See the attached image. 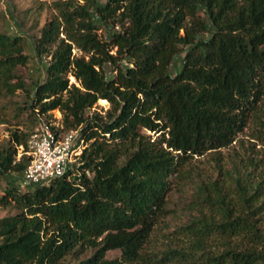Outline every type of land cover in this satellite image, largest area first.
<instances>
[{"label": "trees", "instance_id": "obj_1", "mask_svg": "<svg viewBox=\"0 0 264 264\" xmlns=\"http://www.w3.org/2000/svg\"><path fill=\"white\" fill-rule=\"evenodd\" d=\"M84 1H54L57 15L35 40L38 56L51 57L43 82L19 72L30 60L23 38L0 32V92L22 90L32 124L0 150V207L16 210L0 218V264H264V170L254 175L252 159L219 166L227 179L179 169L229 147L251 121L264 139V0ZM121 7L128 27L100 38L97 16L109 25ZM99 100L111 105L105 116L90 113ZM56 109L87 147L63 177L25 189L29 141ZM174 174L194 187L189 220L177 226L190 251L147 253L154 226L175 213ZM85 249L94 252L68 260ZM112 250L120 257L107 258Z\"/></svg>", "mask_w": 264, "mask_h": 264}, {"label": "rangeland", "instance_id": "obj_2", "mask_svg": "<svg viewBox=\"0 0 264 264\" xmlns=\"http://www.w3.org/2000/svg\"><path fill=\"white\" fill-rule=\"evenodd\" d=\"M57 0H0V32L8 33L10 35L21 36L26 45V53L29 55V63L25 67H20L19 72L24 76V79L28 84H32L35 81L43 82L46 79V69L49 65L51 57L38 56L35 49V40L40 36V30L45 23L52 17L57 15V11L54 10L53 4ZM66 1V0H63ZM75 4L84 5V0H71ZM107 0H98V4L105 6ZM123 7L117 9L111 16L106 19L109 25L103 24L100 21V15L97 16L100 27L98 29V35L100 38H105L109 31L112 29H119L122 27H128L129 22L125 15H123ZM107 16V15H106ZM184 32L181 31V34ZM63 35H61L62 37ZM117 48H112V54H116ZM73 54L78 57L85 56L87 59L89 55L82 50L74 46ZM178 60V64H180ZM174 71L178 67L173 68ZM70 82L79 83L70 76ZM264 99V96H263ZM28 100L22 90H18L14 95H5L0 92V150L3 145L7 144L11 131L15 128L28 131L32 126L29 119V113L22 111L24 107H27ZM20 108H19V107ZM111 108L110 103L107 100H99L98 103L90 110L91 115L95 113L105 116L108 110ZM261 113L257 116L258 119L264 120V100L262 101ZM44 118V117H42ZM46 123L50 124L56 129H64L63 113L56 109L49 113ZM46 119V118H44ZM259 121H251L243 132L239 133L236 141L227 148L219 150L217 153H205L204 155H195L188 157L187 164L179 167V169L187 171L192 168L195 169V175L200 174L202 177H212L214 179L223 178L227 179L229 176L224 172L231 170L233 162L242 161L243 165H248L249 160H254L258 165L257 169L249 167L250 171H253L254 175H258L261 170H264V139L260 140L256 138L263 130L259 125ZM41 124L38 125L37 129ZM36 131V130H35ZM67 131V130H62ZM152 137L153 140L159 138V133L146 132ZM22 147H18V154L16 159L18 160L22 155ZM215 158H220L219 162L215 161ZM221 166L224 171L222 176L218 171V167ZM170 181L172 183V190L168 195L170 200L169 206L175 212L168 218H160L158 223L154 226V231L150 237V240L145 246L147 253H154L158 251H168L171 249H185L189 250V244L192 240L190 237L183 236L177 231V226L185 223L189 220V214L186 212V208L193 206V194L194 187L192 182L188 179H178L177 174H174ZM230 183L231 181L228 180ZM19 184L25 189H33L36 186L32 185L27 187L26 184L19 181ZM6 186L5 180L0 176V197L3 195L4 187ZM16 210L12 207L3 208L0 207V218L14 215ZM215 249V248H214ZM94 250H83L76 258L70 256L69 261L78 263L81 259L90 257ZM121 252L119 250H112L107 252V258H118ZM78 257V258H77ZM185 263L184 261L181 262ZM135 264V263H132ZM150 264V263H146ZM175 264V263H172Z\"/></svg>", "mask_w": 264, "mask_h": 264}, {"label": "built area", "instance_id": "obj_3", "mask_svg": "<svg viewBox=\"0 0 264 264\" xmlns=\"http://www.w3.org/2000/svg\"><path fill=\"white\" fill-rule=\"evenodd\" d=\"M87 142L81 129L62 131L43 122L29 141L30 161L24 171L23 183L49 185L63 177L82 155Z\"/></svg>", "mask_w": 264, "mask_h": 264}]
</instances>
